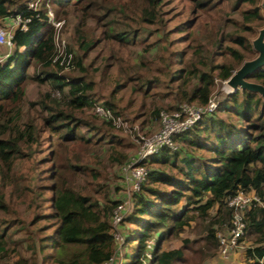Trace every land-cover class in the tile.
Wrapping results in <instances>:
<instances>
[{
	"label": "rangeland",
	"instance_id": "rangeland-1",
	"mask_svg": "<svg viewBox=\"0 0 264 264\" xmlns=\"http://www.w3.org/2000/svg\"><path fill=\"white\" fill-rule=\"evenodd\" d=\"M96 1L98 10L92 6L93 2L84 4V7L58 8L52 0L48 8L54 23L59 21V30L48 25L53 29L59 57H64L68 50L75 60L81 58V66L74 64L71 69L65 66L59 69V74L88 85L90 89L85 95L95 105L110 103L119 122L107 126L106 122L95 117L92 107L76 110L72 115L80 122L81 141L64 143L59 140L56 145L49 143V135L41 131L39 145L32 155L15 158L6 167L0 163V234L5 237L8 249V256L0 259V264H14L20 260L27 264H57L54 260L56 253L45 248L57 226V221L51 218L54 178L58 182L59 177V186L70 184L75 192L97 200L101 205L124 202L128 195L123 182V167L138 157L142 149L137 138H149L159 131V113L171 112L185 103L184 94L196 84L195 76L182 84L188 75L185 72L194 68L208 72L216 64H226L233 66L234 73L244 62L258 56L252 43L264 29V0L256 1L253 6L238 4L237 0H207L210 3L200 8L191 0H158L160 23L156 20L152 25L141 24L138 13L124 9L125 3L130 6V0ZM142 3L143 0H139L136 7ZM254 9L260 19L244 21L242 13ZM82 21L86 23L82 31L84 40L92 43L85 52L77 34ZM9 27L0 19V29ZM131 31L136 32L133 36L136 42L131 45L106 39L108 34ZM232 36L243 37L250 48L238 47ZM228 48L243 56L241 63H235ZM13 53L14 48L0 45V64ZM38 69L31 67L29 75ZM249 81L257 83L253 79ZM145 83H149V87H145ZM225 85L226 81L214 78L210 99L217 105L223 106L234 94ZM47 91V86L26 84L25 97L20 105L21 123L34 119L40 128L45 113L39 105L32 107L31 103H38L40 96ZM61 109L65 110L64 107ZM217 116L243 127L228 113L221 112ZM177 147L178 151L185 150L196 157H210L180 141H177ZM149 165L171 172L169 166ZM53 166L59 167V173L53 172ZM205 201L203 199L200 205ZM185 205L186 202H182L180 207ZM191 214L196 218L188 227L177 236H169L161 246L162 251L183 250L182 261L175 264H249L245 260V251L255 246L253 238L244 236L241 252L231 253L225 259L219 254L217 237L226 234L229 220L219 216L216 209H212L205 220L197 217L196 212ZM217 220L219 223H214ZM210 225L215 244L207 241ZM127 233L123 230L124 237ZM149 242L153 245L154 241ZM135 246L136 240L131 241L132 249ZM116 248L115 244L114 252ZM118 250V257L108 264L128 262L131 249L125 244ZM149 252L145 264H148ZM48 255L53 258H45Z\"/></svg>",
	"mask_w": 264,
	"mask_h": 264
},
{
	"label": "trees",
	"instance_id": "trees-1",
	"mask_svg": "<svg viewBox=\"0 0 264 264\" xmlns=\"http://www.w3.org/2000/svg\"><path fill=\"white\" fill-rule=\"evenodd\" d=\"M191 1L199 8L210 3L207 0ZM256 1L258 0H237V3L253 6ZM92 2L95 10H98L96 0H55L54 4L58 8H78ZM130 2V6L124 4V9L138 13L141 24L152 25L159 19L161 14L158 0H143L142 5L137 7L139 0ZM255 9L242 13L244 21L260 19ZM45 10L43 6L37 18L27 10L26 0H0V19L13 18L17 14L29 19L24 30L18 29L14 33V53L0 64V163L5 167L15 158L32 155L39 145L41 131L49 135V143L56 145H59V140L64 143L81 141L83 138L78 130L80 122L72 112L93 108L95 105L85 95L90 89L88 85L59 74V69H64L65 66L69 69L74 64L81 66V58L75 60L68 50L64 57H59L53 29L46 21ZM158 22L160 23L159 20ZM85 25L84 21L80 22L77 30L80 47L84 52L92 45L84 40L82 31ZM135 33H112L106 39L131 45L136 42V37H133ZM232 39L238 47L250 48L243 37L235 36ZM228 52L235 63L242 62L243 56L237 51L228 48ZM34 66L39 69L30 76L29 69ZM185 73L188 75L184 77L182 84L189 81V77L195 76L196 79V84L184 94L185 102L205 105L209 100L214 78L227 81L233 74V66L216 64L208 72L194 68ZM251 79L264 87V67L255 72ZM29 82L49 88V91L40 96L38 103H31L32 107L39 105L40 110L45 113L41 118L40 128L34 119L20 122V105L25 97V86ZM148 85L149 83H145L144 86L149 87ZM68 96L70 98L67 99ZM104 106L114 111L110 103ZM221 112L235 117L243 127L221 119L217 116ZM106 124L111 126L110 123ZM176 141L207 153L210 157L203 159L185 150L172 153L163 149L149 160L147 181L133 197L132 213L122 223L123 230L128 232L125 236L126 245L131 249L126 264H144L149 251L148 264H175L182 261V249L162 251V244L169 236H177L188 227L196 218L191 213L196 212L197 217L205 220L209 217V212L216 209L219 216L230 222L232 211L228 208L227 199L239 190L254 192L264 206V100L258 95L247 91L232 94L223 106H217L214 115L203 120L192 131L176 138ZM149 163V166H169L171 172L148 167ZM53 167V172L59 173V167ZM78 169L81 170L80 167ZM57 180L58 182L54 178V185L51 186V218L57 221V226L45 248L56 253L54 260L57 264L108 262L114 255L110 218L118 202L101 205L97 200L75 192L70 184L62 183L59 186V177ZM203 199L206 201L200 205ZM182 202H186L184 207H180ZM245 221L247 227L244 236L253 238L255 245L245 251V260L249 264H260V261H264V207L251 208L245 214ZM214 223H219V220ZM212 225L207 228V241L215 244ZM133 240H136V246L132 249ZM150 240L154 242L151 249L147 250ZM7 256V242L0 234V259ZM51 257L48 255L45 258ZM14 264L27 263L20 260Z\"/></svg>",
	"mask_w": 264,
	"mask_h": 264
},
{
	"label": "built area",
	"instance_id": "built-area-1",
	"mask_svg": "<svg viewBox=\"0 0 264 264\" xmlns=\"http://www.w3.org/2000/svg\"><path fill=\"white\" fill-rule=\"evenodd\" d=\"M51 1L52 0H28L27 10L39 18L38 13L42 10L43 6H45L47 23L52 25L56 30H59V21L54 23L53 14L48 8ZM12 21V26L6 29H0V45L8 49L15 48L13 43L14 33L18 29L24 30L29 19L23 18L20 14H17L12 18ZM54 41H56L55 36ZM217 106L218 105L211 100L210 97L205 105L182 103L171 112L162 111L159 113L160 129L156 134L149 138H137V141L142 145V149L138 153V157L129 160L123 167V182L127 188L128 198L124 202H118L110 218V234L114 246L116 244L117 248L113 257L104 264L113 263V260L119 255L118 249L124 247L126 244L122 223L124 219L132 213L133 197L140 192L142 186L147 181L148 170L146 166L149 160L153 156L158 155L163 149H167L172 153L178 152L176 138L192 131L203 120L214 115L217 111ZM93 113L95 117L114 126L119 122V119L115 117L114 113L102 104L94 105ZM227 205L232 211L230 226L226 234L218 235L217 237L219 254L225 259L228 258L231 253H236L242 248V238L247 227L245 221L246 212L256 206L264 207L261 200L254 192H245L242 190L237 191L234 196L229 197L227 199ZM151 247L152 243L148 241L147 250H150ZM260 264H263V260L260 261Z\"/></svg>",
	"mask_w": 264,
	"mask_h": 264
},
{
	"label": "water",
	"instance_id": "water-1",
	"mask_svg": "<svg viewBox=\"0 0 264 264\" xmlns=\"http://www.w3.org/2000/svg\"><path fill=\"white\" fill-rule=\"evenodd\" d=\"M258 56L249 62H244L241 67L232 74L226 84L233 89V93L247 91L258 95L264 100V87L261 84L250 82L252 75L264 67V29L260 31L258 38L252 43Z\"/></svg>",
	"mask_w": 264,
	"mask_h": 264
},
{
	"label": "crops",
	"instance_id": "crops-1",
	"mask_svg": "<svg viewBox=\"0 0 264 264\" xmlns=\"http://www.w3.org/2000/svg\"><path fill=\"white\" fill-rule=\"evenodd\" d=\"M3 21H5L7 24H9V26H12V23H13V21H12V18H4V19H2ZM22 50V49H21ZM239 252H241V251H237L235 254H237V253H239ZM233 255V257H232V259L234 258V257H236V255ZM235 259V258H234ZM233 259V260H234Z\"/></svg>",
	"mask_w": 264,
	"mask_h": 264
},
{
	"label": "bare ground",
	"instance_id": "bare-ground-1",
	"mask_svg": "<svg viewBox=\"0 0 264 264\" xmlns=\"http://www.w3.org/2000/svg\"><path fill=\"white\" fill-rule=\"evenodd\" d=\"M225 86H226V88L229 89L230 91L233 90V89L229 88V87L227 86V84H226Z\"/></svg>",
	"mask_w": 264,
	"mask_h": 264
}]
</instances>
